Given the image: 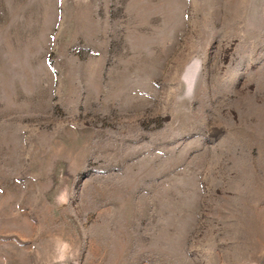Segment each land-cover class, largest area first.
<instances>
[{"label":"rangeland","instance_id":"obj_1","mask_svg":"<svg viewBox=\"0 0 264 264\" xmlns=\"http://www.w3.org/2000/svg\"><path fill=\"white\" fill-rule=\"evenodd\" d=\"M65 242L264 264V0H0V264Z\"/></svg>","mask_w":264,"mask_h":264},{"label":"clouds","instance_id":"obj_2","mask_svg":"<svg viewBox=\"0 0 264 264\" xmlns=\"http://www.w3.org/2000/svg\"><path fill=\"white\" fill-rule=\"evenodd\" d=\"M191 62L196 64L198 66V69H197V75L193 78L191 83L186 82V90L184 92L185 98H190L195 94L196 84L199 78V71L202 70L203 68V62L200 60L199 57L193 58ZM69 249H70V245L65 242L63 244L61 254L57 257L58 264H64V262L69 258V255H68Z\"/></svg>","mask_w":264,"mask_h":264}]
</instances>
